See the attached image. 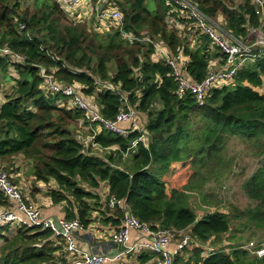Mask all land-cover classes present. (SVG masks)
<instances>
[{
    "label": "trees",
    "instance_id": "trees-1",
    "mask_svg": "<svg viewBox=\"0 0 264 264\" xmlns=\"http://www.w3.org/2000/svg\"><path fill=\"white\" fill-rule=\"evenodd\" d=\"M20 1L0 0V49L9 50H0V74L4 81L14 82L12 92L0 103V164L18 154L31 161L35 180L52 179L57 184L49 189L51 202L63 203L64 218H78L83 229L93 221V211L115 230L121 225L122 210L101 201L99 190L105 182L106 195L122 199L139 220L190 235L194 245L176 257V264H264V257L251 255L240 248L242 244L220 245L202 255L205 242L215 243L235 221L264 228V164L244 184L245 193L255 203L245 210L232 206L228 212L198 215L188 203L196 190L191 185L177 189L168 178L186 169L188 162L202 164L203 169L218 161L226 136L252 140L263 145L260 153L264 152V53L245 61L232 82L214 87L199 105L189 92L176 93L171 67L164 58L152 59L151 42L129 41L124 36L146 34L165 46L169 56L177 58L181 53L186 57L187 76L200 81L212 61L217 59L216 68L224 60L207 35L193 27L179 32L174 24L184 20L173 4L107 0L122 12V26L95 32L84 23L70 21L57 0H35L32 8H22ZM190 1L212 19L220 15L221 31L242 40L248 39L249 27L263 23L260 8L252 0L236 5L228 0ZM42 67L48 72L53 69L56 80L77 86L81 95L92 96L105 118L113 119L125 106L121 93L144 121L140 118V127L132 131L131 123H123L126 135L102 128L93 138L99 151L86 147L76 129L70 128L78 120L86 122L83 111L61 107L56 103L59 95L44 92ZM10 68L17 77L9 74ZM104 82L119 86L118 93L98 90ZM191 115L204 122V130L190 144L194 139L188 129ZM144 132L148 142L139 140L132 147ZM7 204L0 193V206ZM16 230L7 237L8 227L0 228V264H68L62 241L50 230L27 225ZM156 257L151 252L137 254L139 264H155Z\"/></svg>",
    "mask_w": 264,
    "mask_h": 264
},
{
    "label": "built area",
    "instance_id": "built-area-1",
    "mask_svg": "<svg viewBox=\"0 0 264 264\" xmlns=\"http://www.w3.org/2000/svg\"><path fill=\"white\" fill-rule=\"evenodd\" d=\"M173 4L179 11L181 19L184 22L174 24L179 32L184 30L197 31L199 34H205L215 45L222 55L224 63L216 67L215 62H211L208 67L206 76L200 81L191 80L185 70L184 63L186 57L178 54V57L169 56L167 48L159 43L153 42L149 35L132 36L124 34L129 41H139L143 43L151 42L154 46L152 57L154 61L164 58L166 64L171 67V75L177 84V94L182 95L189 92L195 101L202 105L210 91L223 83H230L241 65L247 61H253L264 53V32L262 24L257 28L249 27V36L247 40L234 37L230 33L221 31V21L216 18L212 19L203 13L190 0H166ZM259 8L261 14L264 13V0H252ZM66 17L74 23H85L92 19L93 24L89 27L95 32H107L113 28L122 26V12L107 0H57ZM90 18V19H88ZM261 20V19H260ZM91 21V20H90ZM169 22L172 24L173 19ZM191 38V37H190ZM194 43V38H191ZM7 53L6 47L0 49ZM16 57H19L16 54ZM40 74L43 77L41 88L45 93L50 95H59L56 103L67 109L76 108L84 113V118L88 123V136L83 140L85 146H95L93 143L94 136L103 128L119 135H126L127 130L122 126L128 123L136 116L134 108L130 107L125 94L120 93V100L125 105L121 107L113 119H107L101 115L97 105L93 102L92 96H83L75 85L64 84L53 76V69L49 72L45 68H40ZM108 88L118 93L119 86H113L108 83H99L98 90ZM136 123L135 121H133ZM132 124V130L137 129ZM140 138L132 142V147L137 141L145 140ZM90 142V143H89ZM116 147H112L114 149ZM0 193L5 197L7 205L0 206V228L4 226L22 225L28 227H37L48 229L54 237L60 238L63 243V250L66 253L68 264H106L108 261H117L129 253L139 254L141 252H151L157 255L155 264H176V257L188 247L194 245L189 234L181 233L173 229H164L153 227L150 222L141 221L132 215L127 209L122 199L109 196L106 200L110 208L118 207L122 210V222L118 229L110 235V241L118 248L117 253L109 257L102 252H84L75 240V233L82 229L78 218L65 219L45 216L42 211L33 203L27 202L22 193L21 187L14 182L12 176L0 164ZM135 231L139 234V240L130 241V233ZM179 235V238H178ZM173 244V248L170 246ZM208 244L210 242L208 241ZM228 243H226L227 245ZM224 245V244H223ZM218 247V246H215ZM215 247L203 246L202 255L211 252ZM240 248L247 250L251 255L257 258L264 257V245L249 241L247 244L240 245ZM226 251H229L226 249Z\"/></svg>",
    "mask_w": 264,
    "mask_h": 264
},
{
    "label": "rangeland",
    "instance_id": "rangeland-1",
    "mask_svg": "<svg viewBox=\"0 0 264 264\" xmlns=\"http://www.w3.org/2000/svg\"><path fill=\"white\" fill-rule=\"evenodd\" d=\"M228 1L235 5L241 2L240 0ZM34 3H36L35 0H21L20 6L22 8H32L34 7ZM148 5L152 7L153 3L149 2ZM90 20L84 23L88 27H91V24H93V20ZM262 31L264 32V22L262 23ZM110 70L113 72L112 63H110ZM9 74L17 77V74L12 68L9 69ZM13 85V80L4 81L2 74H0V99L2 96L6 99L12 92ZM139 115L135 116L134 119L128 123L133 121L138 123L140 118L141 121H144L143 115ZM203 123L204 122L199 117L194 115L190 116L188 129L192 134V139L200 135L202 136L204 130ZM87 126V122L78 120L71 124L70 128L76 129L74 130L75 134L83 141L88 135ZM142 135V139L148 142L146 132ZM225 138L226 140L223 148L219 152L220 159H218V161L208 164L203 167V169L201 167L202 164L198 167L196 164L188 162L187 168L183 169V171H177L176 173L172 172L168 175L171 182L170 185L173 187L182 189L186 185H191L192 189L196 190L189 195L188 203L198 215L214 210L228 212L232 206L237 207L238 210H245L253 207L255 204L245 193L244 184L259 168L263 167L264 152L260 153L263 145L254 144L252 140L237 136H226ZM85 141L88 142V140ZM195 141L196 139L194 138L190 141V144ZM87 146H89V144ZM91 149L99 151L97 146H91ZM105 151L106 150H103L100 154L104 155ZM22 157V159H25L23 155ZM124 157L125 156H123V158ZM26 161L29 160L26 159ZM29 162L31 163V161ZM21 166L29 170V165L26 166L25 162H22ZM255 226L253 222L244 224L241 221H235V223L232 224L231 230L219 236L215 240V243L208 244L207 241L204 245L205 247H215L221 244L226 245V243H229L227 246L232 244L245 245L249 241L264 245V228H256ZM12 227L13 225H11V228L5 233L7 237H12L16 233L17 230ZM181 233H186V231H182ZM2 243L3 240L0 238V245Z\"/></svg>",
    "mask_w": 264,
    "mask_h": 264
},
{
    "label": "crops",
    "instance_id": "crops-1",
    "mask_svg": "<svg viewBox=\"0 0 264 264\" xmlns=\"http://www.w3.org/2000/svg\"><path fill=\"white\" fill-rule=\"evenodd\" d=\"M261 16L262 17L260 19L262 22H264V13ZM217 18L221 21L220 15ZM4 101L5 97L2 96V98L0 99V103ZM133 123L134 122H131V125ZM134 124L136 125V127L140 125L138 123ZM125 125L127 124L125 123ZM22 158L23 157L21 154L14 155L11 156L9 160L7 159L1 161V164L3 165L4 169L12 176L14 182H16L21 187L22 193L24 194V198L27 202L36 205L47 217H52L53 219L64 218V204H53L51 202L50 197L48 196L49 189L57 187L56 182L52 179L48 182L35 180V177L32 175V172L30 170L31 163L29 161H26V159ZM22 162H25L26 166L29 165V170H26L23 166H21ZM6 167L8 170L6 169ZM107 192L108 186L104 182L102 183L101 188L99 190V195L101 197L102 203L107 200V198L105 199V197L107 196ZM92 219L93 221L89 224L87 228H82L75 233V240L78 245L83 249H88L90 252H102L106 254L108 253V251L113 250V248H117L115 245H112L110 243V235L115 230V226L103 222L96 211H93ZM7 227L8 230L9 228H11V226ZM12 228L17 229L16 226H13ZM55 239H59L61 241L60 238ZM135 240H139V234L135 231H131L130 241ZM170 248H173V244L170 246ZM62 251L64 252L63 247ZM137 254L129 253L124 255L120 260L108 261L106 264H139L137 260Z\"/></svg>",
    "mask_w": 264,
    "mask_h": 264
},
{
    "label": "water",
    "instance_id": "water-1",
    "mask_svg": "<svg viewBox=\"0 0 264 264\" xmlns=\"http://www.w3.org/2000/svg\"><path fill=\"white\" fill-rule=\"evenodd\" d=\"M110 243L113 245L112 241H110ZM82 250L84 252H87V253L90 252L88 249H83L82 248ZM117 251H118V248H113V250L108 251V253L106 255H108L109 257H112V256H114L117 253Z\"/></svg>",
    "mask_w": 264,
    "mask_h": 264
}]
</instances>
